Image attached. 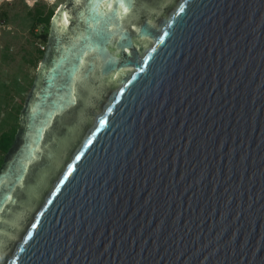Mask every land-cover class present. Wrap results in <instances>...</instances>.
I'll use <instances>...</instances> for the list:
<instances>
[{
    "label": "water",
    "instance_id": "water-1",
    "mask_svg": "<svg viewBox=\"0 0 264 264\" xmlns=\"http://www.w3.org/2000/svg\"><path fill=\"white\" fill-rule=\"evenodd\" d=\"M67 0L0 169V264H264V0Z\"/></svg>",
    "mask_w": 264,
    "mask_h": 264
},
{
    "label": "rangeland",
    "instance_id": "rangeland-1",
    "mask_svg": "<svg viewBox=\"0 0 264 264\" xmlns=\"http://www.w3.org/2000/svg\"><path fill=\"white\" fill-rule=\"evenodd\" d=\"M66 2L0 0V135L13 127L17 134L21 111L46 50V43L39 38L45 32L33 27L34 9L38 6L44 14L51 9L54 17ZM4 157L0 153V159Z\"/></svg>",
    "mask_w": 264,
    "mask_h": 264
},
{
    "label": "trees",
    "instance_id": "trees-1",
    "mask_svg": "<svg viewBox=\"0 0 264 264\" xmlns=\"http://www.w3.org/2000/svg\"><path fill=\"white\" fill-rule=\"evenodd\" d=\"M35 16L33 17V27L40 29L41 31L45 32V34L40 35V39H42L43 43H47V35L48 31L51 30V19L53 17L52 10H48L46 14L43 13L41 8L38 6L34 9ZM41 54L43 52L40 51ZM18 133V132H17ZM16 128L13 127L9 131L3 132L0 135V153L2 155H6L14 146L16 143ZM3 165V159H0V169Z\"/></svg>",
    "mask_w": 264,
    "mask_h": 264
},
{
    "label": "snow or ice",
    "instance_id": "snow-or-ice-1",
    "mask_svg": "<svg viewBox=\"0 0 264 264\" xmlns=\"http://www.w3.org/2000/svg\"><path fill=\"white\" fill-rule=\"evenodd\" d=\"M119 7H120L121 9H124L125 11H127V6H126L125 3L123 2V0H120Z\"/></svg>",
    "mask_w": 264,
    "mask_h": 264
},
{
    "label": "built area",
    "instance_id": "built-area-1",
    "mask_svg": "<svg viewBox=\"0 0 264 264\" xmlns=\"http://www.w3.org/2000/svg\"><path fill=\"white\" fill-rule=\"evenodd\" d=\"M42 49H45L44 47H42Z\"/></svg>",
    "mask_w": 264,
    "mask_h": 264
}]
</instances>
